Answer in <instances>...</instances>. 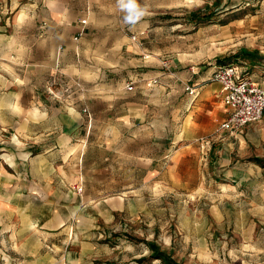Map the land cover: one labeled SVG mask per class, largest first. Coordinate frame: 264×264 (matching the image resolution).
<instances>
[{"label":"rangeland","instance_id":"1","mask_svg":"<svg viewBox=\"0 0 264 264\" xmlns=\"http://www.w3.org/2000/svg\"><path fill=\"white\" fill-rule=\"evenodd\" d=\"M136 2L147 14L130 23L118 0H0V97L5 92L26 97L35 83L45 105L75 107L82 115L83 109L90 111L92 139L108 135L101 132L119 113L118 100H140L149 109L137 123L152 124L150 140L162 144L172 119L166 101L171 62L205 70L237 60L246 66L264 57V0ZM85 17L88 24L74 39ZM45 29L51 33L40 36ZM242 49L262 57H243ZM151 76L159 82L149 89L143 78ZM130 80H136L131 92L125 88ZM6 136L1 132L0 140ZM213 137L209 149L200 150V171L176 181L172 195L158 197L156 184L148 215L118 220L95 264H163L150 257L149 241L179 264H264V163L255 161L264 162V156L249 158L256 164L248 175L233 163L221 172L211 163Z\"/></svg>","mask_w":264,"mask_h":264},{"label":"crops","instance_id":"2","mask_svg":"<svg viewBox=\"0 0 264 264\" xmlns=\"http://www.w3.org/2000/svg\"><path fill=\"white\" fill-rule=\"evenodd\" d=\"M46 33L51 32L42 30L40 36ZM235 62L241 71L248 69L243 76L264 83V57L246 66ZM218 65L200 70L170 63L166 101L172 119L162 144L150 140L152 124L137 123L149 109L140 100H118L119 113L101 132L108 135L92 139L93 115L87 109L82 115L75 107L45 105L35 83L26 97L3 93L2 101L23 98L25 104H0V133H7L0 140V264H95L118 220L148 215L156 184L158 197L172 195L176 181L200 171L202 136H214L210 156L219 171L232 163L242 165L244 174L254 171L249 158L264 156V116L233 132L215 133L229 113L220 82L210 78ZM134 89L135 84L126 88ZM76 183L81 193L72 188Z\"/></svg>","mask_w":264,"mask_h":264},{"label":"built area","instance_id":"3","mask_svg":"<svg viewBox=\"0 0 264 264\" xmlns=\"http://www.w3.org/2000/svg\"><path fill=\"white\" fill-rule=\"evenodd\" d=\"M81 28L74 35V39H78L84 32L87 25V17L80 20ZM136 35H132L131 39H136ZM150 55H145L148 58ZM163 67L168 66L169 62L164 59L160 60ZM211 80L218 81L221 84V96L224 104L229 108L228 116L219 124L215 133L223 130L233 132L243 125L258 121L264 116V83H258L249 77L243 76L240 66L236 62L222 63L211 74ZM147 87L157 85L158 77L143 78ZM136 80H130L126 84V88L131 90ZM186 90L190 93H196L192 86L186 85ZM211 136H202L198 139L201 149L208 150L210 147ZM72 188L81 193L83 187L76 183Z\"/></svg>","mask_w":264,"mask_h":264},{"label":"trees","instance_id":"4","mask_svg":"<svg viewBox=\"0 0 264 264\" xmlns=\"http://www.w3.org/2000/svg\"><path fill=\"white\" fill-rule=\"evenodd\" d=\"M195 15V13H193V16ZM242 54L243 57H251L252 59L255 58H260L262 57L261 55H256L255 52H250L246 49H242ZM255 161H257L258 163H264L262 162L261 159H256ZM148 248L150 249V257L151 258H159L163 264H179V262L172 257L171 254L167 253L165 250H162L160 248V246L158 244H156L155 242L149 241L146 242ZM143 259L145 258H139L138 261H143Z\"/></svg>","mask_w":264,"mask_h":264},{"label":"clouds","instance_id":"5","mask_svg":"<svg viewBox=\"0 0 264 264\" xmlns=\"http://www.w3.org/2000/svg\"><path fill=\"white\" fill-rule=\"evenodd\" d=\"M118 3L121 10L126 13L125 20L127 22H135L147 14V9L141 7L136 0H118Z\"/></svg>","mask_w":264,"mask_h":264}]
</instances>
